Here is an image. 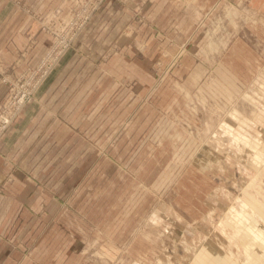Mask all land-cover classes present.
I'll use <instances>...</instances> for the list:
<instances>
[{
    "label": "rangeland",
    "instance_id": "rangeland-1",
    "mask_svg": "<svg viewBox=\"0 0 264 264\" xmlns=\"http://www.w3.org/2000/svg\"><path fill=\"white\" fill-rule=\"evenodd\" d=\"M106 1L94 7V0H73L66 15L54 18L22 0H0L8 19L23 11L50 38L34 61L54 42L45 23L55 22L59 40L67 39L66 21L92 9L80 29L73 26L72 46L0 140L68 54L92 60L79 40ZM117 1L125 7L131 0ZM147 5L145 13L136 7L132 18L149 25L151 15L161 36L152 34V46H143L144 36L137 35L136 67L117 69L122 80L107 86L103 98L87 100L95 85L88 87L84 66L63 77L75 94L72 106L109 113V130L79 136L92 149L70 171L78 178L65 190L56 184L62 169L54 166L33 201L20 199L9 229L19 238V264H264L251 262L256 253L244 243L249 236L264 239L263 221L249 219L241 228L244 208H264V0ZM104 56L95 53L93 60L102 72L97 59ZM34 61L20 71L0 64V103L9 90L1 80H15ZM30 161L27 168L35 158ZM37 172L22 168L19 174L38 182L44 172Z\"/></svg>",
    "mask_w": 264,
    "mask_h": 264
},
{
    "label": "crops",
    "instance_id": "crops-1",
    "mask_svg": "<svg viewBox=\"0 0 264 264\" xmlns=\"http://www.w3.org/2000/svg\"><path fill=\"white\" fill-rule=\"evenodd\" d=\"M22 1L40 14L54 18L66 15L73 3V0H41L44 1L41 4H38L39 0ZM151 1L131 0L127 4L130 6L125 7L117 0L106 1L90 20L79 40L80 50L90 53L92 60L84 61L79 52L68 54L44 83L38 100L24 108L19 119H16L0 140V264H19L21 259L15 253L18 251L16 243L19 238L14 229L9 230L13 221L19 218L20 199L23 202L33 201L35 192L39 191V183L49 185L47 171L54 166L62 169L57 171L56 184H63L65 190L68 180L74 182L78 178L74 174L70 175V171L84 163L86 152L92 149V144L88 140H80L79 136L88 137L93 133L100 134L109 130L106 120L109 113L104 117L105 113L96 115L90 107L82 109L80 106L76 109L72 106L76 105L75 94L71 92L70 83L63 82V77L68 74L76 75L79 68L84 66L83 70L88 71L89 75L87 79H90L88 87L95 85L92 90L90 88L87 100H92L93 97L103 98L108 92L107 86L112 87L122 80L117 69H122L123 65L132 72L131 69L136 67L138 53L134 47H137V35L144 36L143 46H152L148 43L152 34L161 36V29L150 20L151 15L148 18L146 16L150 21L149 25L132 18L136 7L145 13L147 4ZM168 5L169 1L155 15L154 20ZM19 11L8 19L7 11L0 9V64L13 66L14 71H20L32 63L42 47L50 42V38L40 31L35 19ZM139 25L143 27L139 28ZM95 53H105L104 57L97 59V65L103 72L93 67ZM121 94L122 91L115 93L117 99ZM122 99L123 97L120 98ZM99 118H102L101 124L95 126ZM33 157L34 165L31 163L27 168L26 164ZM22 168L25 171L34 169L39 174L44 172L43 177H36L38 182L30 180L25 173L19 174ZM31 215L28 217H32Z\"/></svg>",
    "mask_w": 264,
    "mask_h": 264
},
{
    "label": "built area",
    "instance_id": "built-area-1",
    "mask_svg": "<svg viewBox=\"0 0 264 264\" xmlns=\"http://www.w3.org/2000/svg\"><path fill=\"white\" fill-rule=\"evenodd\" d=\"M101 0H94L95 7ZM93 8V7H92ZM92 9L88 14L79 19H74V14L66 21L65 28H68L70 35L67 39L59 40L58 33L54 31L52 26L55 22L45 23V28L53 33L54 42L43 51V54L34 61V64L27 68L25 72L19 74L15 80L4 77L1 80L3 83L9 85L8 94L0 103V136L4 130L11 124L16 117V114L34 97L35 91L40 87L46 75L59 62L64 52L73 44L74 32L71 31L73 26L75 29H80ZM60 42V43H59Z\"/></svg>",
    "mask_w": 264,
    "mask_h": 264
},
{
    "label": "bare ground",
    "instance_id": "bare-ground-1",
    "mask_svg": "<svg viewBox=\"0 0 264 264\" xmlns=\"http://www.w3.org/2000/svg\"><path fill=\"white\" fill-rule=\"evenodd\" d=\"M199 163L201 164V166L207 165V162H205L203 160H200ZM242 216H243V219H242V223H241V228H244L243 223L249 219L253 221V220H256L257 218H259L263 221L262 223L264 225V208H262V207L251 206L248 208H244ZM259 236H260V234H259ZM254 237L255 238L249 236V239L246 238L244 240V243L248 244V246L250 245L251 247H253V249L252 248L251 249L256 253L255 256L252 257L251 262H253V263L260 262V261L262 262V261H264V239H262L263 236L261 237V239H256L258 237V236L256 237V235H254ZM220 264H222V263L220 262Z\"/></svg>",
    "mask_w": 264,
    "mask_h": 264
}]
</instances>
